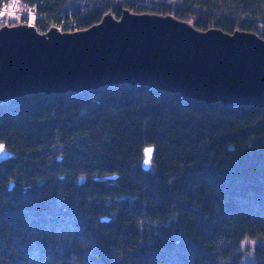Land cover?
<instances>
[{
	"label": "trees",
	"instance_id": "obj_1",
	"mask_svg": "<svg viewBox=\"0 0 264 264\" xmlns=\"http://www.w3.org/2000/svg\"><path fill=\"white\" fill-rule=\"evenodd\" d=\"M19 1L42 31L129 8L264 37V0ZM1 142L0 264H264V107L129 83L28 94L0 104Z\"/></svg>",
	"mask_w": 264,
	"mask_h": 264
},
{
	"label": "water",
	"instance_id": "obj_2",
	"mask_svg": "<svg viewBox=\"0 0 264 264\" xmlns=\"http://www.w3.org/2000/svg\"><path fill=\"white\" fill-rule=\"evenodd\" d=\"M122 83L208 103L264 107V37L243 29H202L172 14L129 8L120 16L108 11L77 30L0 25V104Z\"/></svg>",
	"mask_w": 264,
	"mask_h": 264
},
{
	"label": "rangeland",
	"instance_id": "obj_3",
	"mask_svg": "<svg viewBox=\"0 0 264 264\" xmlns=\"http://www.w3.org/2000/svg\"><path fill=\"white\" fill-rule=\"evenodd\" d=\"M6 5L1 8L0 12V24H15L20 22H26L29 24H33L36 20L35 17L29 16L27 13V8L24 6L22 8V5L19 4V0H10L8 3H5ZM16 20L18 22L10 23L9 21ZM255 241L254 240H247V242L243 243L241 246V249L244 250V257L247 260H250L251 262L254 261V255H253V245Z\"/></svg>",
	"mask_w": 264,
	"mask_h": 264
},
{
	"label": "clouds",
	"instance_id": "obj_4",
	"mask_svg": "<svg viewBox=\"0 0 264 264\" xmlns=\"http://www.w3.org/2000/svg\"><path fill=\"white\" fill-rule=\"evenodd\" d=\"M156 148L155 145L146 143L141 148V161L140 166L142 171L149 173L154 167V157H155ZM12 153L7 150L5 144L0 143V157L4 159L11 158Z\"/></svg>",
	"mask_w": 264,
	"mask_h": 264
},
{
	"label": "built area",
	"instance_id": "obj_5",
	"mask_svg": "<svg viewBox=\"0 0 264 264\" xmlns=\"http://www.w3.org/2000/svg\"><path fill=\"white\" fill-rule=\"evenodd\" d=\"M26 3H24V5H25ZM4 5H6V4H4ZM3 5V6H4ZM3 6H2V8H3ZM27 13L29 14V16H33V17H35L36 19L37 18H39V17H42V15H39V13H38V11H37V8H36V5L35 6H32V7H27ZM59 28L60 29H62V27L61 26H59ZM76 28V27H75ZM75 30V29H74Z\"/></svg>",
	"mask_w": 264,
	"mask_h": 264
},
{
	"label": "bare ground",
	"instance_id": "obj_6",
	"mask_svg": "<svg viewBox=\"0 0 264 264\" xmlns=\"http://www.w3.org/2000/svg\"><path fill=\"white\" fill-rule=\"evenodd\" d=\"M24 3H26V2H24V1H19V4L22 5V8H23L24 6L27 8L28 4L26 3V4L24 5ZM36 21H37V19H36L35 22H34V25H35V26H37V25H36ZM37 28H38V27H37ZM38 29H39V28H38ZM41 31H42V30H41ZM12 182H13V186L10 187V185H11ZM14 184H15V182L12 180V181L10 182V184H9V189H12V188L14 187Z\"/></svg>",
	"mask_w": 264,
	"mask_h": 264
}]
</instances>
